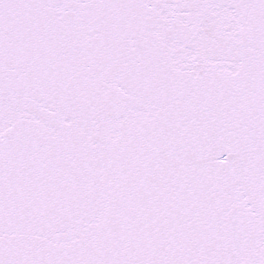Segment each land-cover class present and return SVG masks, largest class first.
I'll return each mask as SVG.
<instances>
[{"label": "snow or ice", "instance_id": "obj_1", "mask_svg": "<svg viewBox=\"0 0 264 264\" xmlns=\"http://www.w3.org/2000/svg\"><path fill=\"white\" fill-rule=\"evenodd\" d=\"M0 264H264V0H0Z\"/></svg>", "mask_w": 264, "mask_h": 264}]
</instances>
